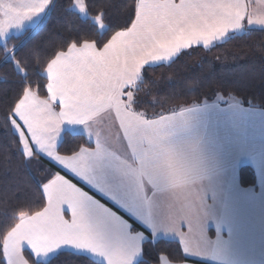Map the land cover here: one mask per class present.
<instances>
[{"label":"snow or ice","instance_id":"1","mask_svg":"<svg viewBox=\"0 0 264 264\" xmlns=\"http://www.w3.org/2000/svg\"><path fill=\"white\" fill-rule=\"evenodd\" d=\"M54 3L0 0L3 60L21 76L4 124L13 130L22 157L31 161L42 153L113 207L65 175L50 174L40 186L46 200L41 210L14 209L16 222L3 235L4 261L29 264L23 254L27 247L34 264H59L65 251L79 264H137L138 258L139 264H149L144 257L161 234L178 236L184 253H190L194 237L198 250L190 254L201 255L207 244V197L196 196L189 206L180 178L197 182L206 171L205 160L198 142L171 140L199 103L149 116L139 110L140 93L148 68L170 65L186 50H211L248 26L264 29V13L249 12L248 0H134L119 26L110 18L106 23L103 10L91 14L96 0H73L66 10L83 25L71 28L62 45L46 54L45 66L35 65L36 79H29L27 68L15 59L18 46L9 48L8 41L13 33L19 36L27 26L38 25ZM41 88L47 96L39 95ZM78 137L94 147L74 144ZM62 144L66 154L58 151ZM159 261L173 264L165 256Z\"/></svg>","mask_w":264,"mask_h":264},{"label":"trees","instance_id":"2","mask_svg":"<svg viewBox=\"0 0 264 264\" xmlns=\"http://www.w3.org/2000/svg\"><path fill=\"white\" fill-rule=\"evenodd\" d=\"M72 2L55 0L35 30H28L19 36L13 35L9 39V48L18 46L15 59L21 68H27L29 79H36L35 65L39 63L41 68L45 66L48 58L46 54L62 45L69 30L83 25L76 14L66 10ZM133 2L96 0L91 14L103 10L107 13L106 23L110 18L113 24L123 26ZM3 55V49H0V264H6L2 254L3 235L16 222L12 218L14 209L23 206L29 213L41 210L46 204L40 191L42 183L50 178V173L59 172L68 176L60 168L41 159L50 168V173L41 169L39 172L44 178L38 179L29 168L27 159L18 151L13 130L5 126L3 118L17 98L21 76L12 63L4 62ZM40 78L43 79V72ZM143 87L145 91L140 93L142 100L139 110L146 111L149 116L167 114L179 110L181 106L212 100L218 94L233 96L248 107L264 109V29H249L235 34L211 50L197 47L185 51L170 65L152 66L147 70ZM39 95L47 96L46 89L41 88ZM74 144L93 147L84 137H78ZM66 147V144H62L58 148L60 154H66ZM239 175L242 186L256 185V172L251 166H242ZM135 227L143 231L141 226ZM24 255L30 264H34L27 252ZM160 256H166L176 263H202L187 258L180 243L174 240H157L148 247L144 259L149 264H158ZM58 260L59 264H79L78 257L71 251L62 253Z\"/></svg>","mask_w":264,"mask_h":264},{"label":"crops","instance_id":"3","mask_svg":"<svg viewBox=\"0 0 264 264\" xmlns=\"http://www.w3.org/2000/svg\"><path fill=\"white\" fill-rule=\"evenodd\" d=\"M247 10L254 14L264 13V0H248ZM48 11L49 9L47 13ZM45 16L40 18L38 25L27 26L26 31L35 30ZM253 28L262 29L258 25H252L240 33ZM189 116V123L175 131L171 140L198 142L204 157L206 171L200 174L195 183H189V178L181 176L180 190L188 195L186 202L189 206L195 204L196 196L207 197L203 228L207 244L199 250L201 255H192L191 252L198 250L195 247L197 240L194 237L190 238L192 245L190 253L183 251L184 255L206 264H264V109L245 106L233 96L218 98L217 95L212 100H204L194 106ZM111 130L115 132L117 129L113 126ZM101 139L103 142L105 138L102 136ZM92 145L94 147V144ZM121 150L123 151V147ZM41 159L60 168L42 153L27 161H36L41 164L42 171L50 173V168ZM245 165L251 166L256 172L254 186L244 187L240 183V168ZM63 171L71 177L65 175L72 183L100 199L107 206L113 207L110 201L103 199L79 178L66 170ZM64 208L65 218L70 219V210L67 209V205H64ZM196 208L199 210L198 205ZM182 230L188 232L187 227ZM161 239L180 243V238L171 234L167 236L161 234L157 240ZM180 245L183 250L184 246L181 243ZM25 252L31 256L27 247ZM24 258L26 259L25 255ZM202 263L173 262V264Z\"/></svg>","mask_w":264,"mask_h":264},{"label":"rangeland","instance_id":"4","mask_svg":"<svg viewBox=\"0 0 264 264\" xmlns=\"http://www.w3.org/2000/svg\"><path fill=\"white\" fill-rule=\"evenodd\" d=\"M46 13H47V11L45 12L44 16L46 15ZM13 34L16 35L15 33H13ZM221 97H223V96L218 94V98H221ZM28 165H29V168L31 169L33 175H35L36 178L41 179L42 174H40V172H39V171H41V167H42L41 164L36 163V161H32V162H28Z\"/></svg>","mask_w":264,"mask_h":264}]
</instances>
